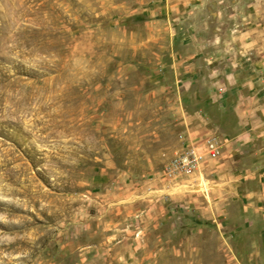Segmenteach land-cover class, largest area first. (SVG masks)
Segmentation results:
<instances>
[{
	"label": "rangeland",
	"instance_id": "374dc122",
	"mask_svg": "<svg viewBox=\"0 0 264 264\" xmlns=\"http://www.w3.org/2000/svg\"><path fill=\"white\" fill-rule=\"evenodd\" d=\"M251 126L264 0H0V264H264Z\"/></svg>",
	"mask_w": 264,
	"mask_h": 264
},
{
	"label": "built area",
	"instance_id": "2783aa9c",
	"mask_svg": "<svg viewBox=\"0 0 264 264\" xmlns=\"http://www.w3.org/2000/svg\"><path fill=\"white\" fill-rule=\"evenodd\" d=\"M222 148L223 145L219 137H207L202 145L185 149L173 160L166 171L169 176L174 178L180 176L194 178V173L205 158L208 160L218 159L221 156Z\"/></svg>",
	"mask_w": 264,
	"mask_h": 264
},
{
	"label": "crops",
	"instance_id": "0c3cea01",
	"mask_svg": "<svg viewBox=\"0 0 264 264\" xmlns=\"http://www.w3.org/2000/svg\"><path fill=\"white\" fill-rule=\"evenodd\" d=\"M197 1V0H196ZM250 61V63H249ZM242 64H247V65H257V62L256 60L254 61H251L249 59H245V61H243ZM245 130H246V134H247V137H246V140L250 141V140H255V139H260L264 142V126H251V128L247 129L245 127Z\"/></svg>",
	"mask_w": 264,
	"mask_h": 264
}]
</instances>
